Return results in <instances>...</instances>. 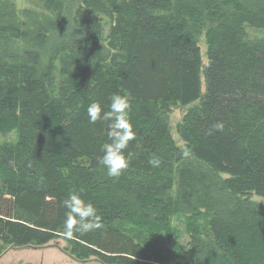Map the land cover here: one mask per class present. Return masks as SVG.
<instances>
[{
  "label": "trees",
  "instance_id": "1",
  "mask_svg": "<svg viewBox=\"0 0 264 264\" xmlns=\"http://www.w3.org/2000/svg\"><path fill=\"white\" fill-rule=\"evenodd\" d=\"M84 1L72 21L29 29L3 22L0 6V251L63 238L72 256L105 264H264V206L249 198L264 197V38L247 32L264 30V0ZM103 9L113 13L109 29ZM117 93L130 99L136 137L128 167L112 178L100 163L107 122L90 123L87 107L107 110ZM199 99L178 128L183 150L166 112ZM13 132L16 141H1ZM72 190L102 227L68 239ZM177 208L189 234L180 261L118 225L170 236Z\"/></svg>",
  "mask_w": 264,
  "mask_h": 264
},
{
  "label": "rangeland",
  "instance_id": "2",
  "mask_svg": "<svg viewBox=\"0 0 264 264\" xmlns=\"http://www.w3.org/2000/svg\"><path fill=\"white\" fill-rule=\"evenodd\" d=\"M50 1L51 7L47 6ZM84 0H0V6L3 11V22L13 21L18 25L26 28H34L40 21H57L62 18L73 20L75 12L82 8L84 11ZM98 17L109 29L115 23L112 20L113 13L108 12V9L98 10ZM247 32L251 38H264V30L256 29L247 26ZM211 38L207 31L201 35L199 46L202 59L201 84L202 93L206 91V83L204 70L209 64L208 51L210 47ZM108 42L106 41L105 44ZM27 41L25 46H27ZM52 44V43H51ZM200 104V99L187 105L178 104L172 106L166 112L169 118L171 133L177 145L185 150L186 144L178 133L179 125L183 122L187 113ZM2 140L16 141V134L13 132L8 136L2 137ZM222 178H228L229 175L220 173ZM177 174L175 176V180ZM172 199L177 198V185L170 192ZM249 198L264 206V197L256 194L255 192L249 195ZM188 217L181 212L179 208L175 210L171 217L172 233L170 236L154 235L146 230L144 227H136L127 222H119L118 225L124 231L132 235L135 240L147 244L148 247L157 250L158 252L166 255L169 254L170 258L175 262L180 261L186 255L187 243L189 241V234L186 231ZM0 251V264H105L94 255L87 256V259H77L70 254L71 245L68 240L59 238L51 241L48 245L42 247L30 246H14L1 243Z\"/></svg>",
  "mask_w": 264,
  "mask_h": 264
},
{
  "label": "clouds",
  "instance_id": "3",
  "mask_svg": "<svg viewBox=\"0 0 264 264\" xmlns=\"http://www.w3.org/2000/svg\"><path fill=\"white\" fill-rule=\"evenodd\" d=\"M110 101L107 110L99 102L90 103L87 113L90 123L107 122L109 142L102 145L103 157L100 163L106 168L109 177L117 178L129 165L131 154L126 155L125 150L135 139L136 132L130 117L132 106L129 97L117 93L110 97ZM218 127L222 128V125ZM150 163L158 166L159 160L153 159ZM63 206L66 209L63 222L66 238L71 239L74 234H86L102 227L96 207L86 202L80 191H70Z\"/></svg>",
  "mask_w": 264,
  "mask_h": 264
}]
</instances>
